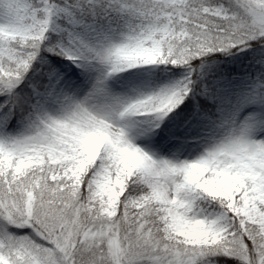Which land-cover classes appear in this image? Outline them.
I'll use <instances>...</instances> for the list:
<instances>
[{
    "label": "snow or ice",
    "instance_id": "1",
    "mask_svg": "<svg viewBox=\"0 0 264 264\" xmlns=\"http://www.w3.org/2000/svg\"><path fill=\"white\" fill-rule=\"evenodd\" d=\"M0 264H264V0H0Z\"/></svg>",
    "mask_w": 264,
    "mask_h": 264
}]
</instances>
